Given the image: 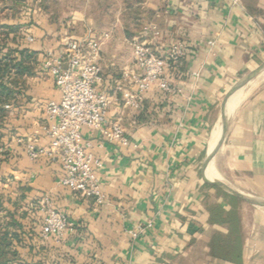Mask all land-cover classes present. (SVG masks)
Instances as JSON below:
<instances>
[{"label":"crops","instance_id":"obj_1","mask_svg":"<svg viewBox=\"0 0 264 264\" xmlns=\"http://www.w3.org/2000/svg\"><path fill=\"white\" fill-rule=\"evenodd\" d=\"M142 2L105 22L87 9L58 22L40 12V23L33 17L24 29L34 39L24 47L38 53V62L60 52L67 36L109 33L97 89L116 99L107 123L118 121L128 144L83 128L82 144L101 162L95 174L105 201L62 187L58 161L32 162L25 153L28 144L49 145L41 131L44 106L58 92L39 66L25 79L15 104L6 107L0 172L6 169L25 189L26 205L47 197L74 231L44 241L40 226L24 227L30 239L17 248L19 264H264V207L254 205L264 204V0ZM150 24L159 36L144 32ZM134 38L158 56L171 43L186 46L181 62L166 72L176 91L150 90L139 111L124 108L116 89L123 70L134 68ZM216 182L258 201L232 196ZM137 226L143 232L132 238Z\"/></svg>","mask_w":264,"mask_h":264},{"label":"built area","instance_id":"obj_2","mask_svg":"<svg viewBox=\"0 0 264 264\" xmlns=\"http://www.w3.org/2000/svg\"><path fill=\"white\" fill-rule=\"evenodd\" d=\"M143 30L154 37L159 36L154 25H147ZM109 37L108 32L94 35L88 29L81 37L64 38L60 52L44 55L39 70L49 75L58 92V99L47 101L44 106L45 123L41 131L49 145L38 148L28 144L25 147V153L32 162L41 157L58 161L63 172L59 184L81 198L94 199L98 204L105 201L95 174L101 162L82 144V130H97L109 143L128 144L121 124L118 121L107 123V111L116 99L97 89L101 47ZM25 41L32 43L34 39L25 36ZM130 45L134 68L123 70L116 89L122 91L124 108L139 111L144 95L150 90L176 91L166 72L181 62L186 46L182 42L171 43L164 50V56H158L145 40L134 38ZM208 45L212 46L213 42H208ZM36 205L42 216L39 229L42 240L54 238L62 241L67 233L74 231V224L64 213L53 208L47 197L41 198ZM142 232L143 228L137 226L131 236L136 238Z\"/></svg>","mask_w":264,"mask_h":264},{"label":"trees","instance_id":"obj_3","mask_svg":"<svg viewBox=\"0 0 264 264\" xmlns=\"http://www.w3.org/2000/svg\"><path fill=\"white\" fill-rule=\"evenodd\" d=\"M141 1V0H140ZM139 0L135 3L127 4V9L140 4ZM1 5V1H0ZM3 9L0 13L12 11ZM13 19V18H12ZM12 21V22H11ZM11 20L7 14L0 16V131L8 117V109L15 104L18 96L24 88L26 78L33 77L39 66L38 53L29 50L21 44V26ZM3 135L0 132V148H2ZM3 157L7 154L2 153ZM21 200H23L24 188H19ZM17 204H13L16 206ZM5 212L6 217L10 218L4 224H0V264H19L20 257L17 248L25 246L26 239H30L24 232V226L16 219V214L9 212L3 207L0 198V213ZM25 216H21L24 219ZM24 235V236H22Z\"/></svg>","mask_w":264,"mask_h":264},{"label":"rangeland","instance_id":"obj_4","mask_svg":"<svg viewBox=\"0 0 264 264\" xmlns=\"http://www.w3.org/2000/svg\"><path fill=\"white\" fill-rule=\"evenodd\" d=\"M0 11L7 8L10 9L13 7L12 11L0 13V16L7 14L11 17V20L16 19L25 21L21 26V36H33L32 33L24 32L25 27L30 28V25L34 21L40 23L38 16L40 12L47 15L52 22H58L62 20L61 18L64 15H69L70 13L76 11L81 12L85 9L89 10L90 13L95 14L99 20L103 22L109 21L113 15H119L121 11L127 6V4L135 3L137 0H92V2L86 5V0H0ZM140 1V0H139ZM141 0L140 2L143 3ZM33 12H36L33 14ZM33 14V15H32ZM91 14V15H92ZM123 14H126L123 13ZM133 15V13H130ZM13 18V19H12ZM12 22V21H11ZM101 22V21H99ZM27 24V25H26ZM103 27L109 30V25ZM37 27V26H36ZM25 39V38H24ZM21 44L24 46L28 43L23 42L21 39ZM217 130H220L221 126H217ZM5 169V171L0 172V198L3 203V207L9 212L16 214V219L22 223L26 228H32L40 226L42 216L37 210V203L33 202L32 204L26 205L23 200H21V192L19 186L14 183L12 178ZM13 204H17L13 206ZM256 206L264 207V204L255 203ZM5 212L0 213V224H4L9 221L10 218L6 217ZM21 216H25L24 219H21ZM33 234V233H32ZM35 234V233H34ZM24 236V235H22Z\"/></svg>","mask_w":264,"mask_h":264},{"label":"water","instance_id":"obj_5","mask_svg":"<svg viewBox=\"0 0 264 264\" xmlns=\"http://www.w3.org/2000/svg\"><path fill=\"white\" fill-rule=\"evenodd\" d=\"M242 87V86H241ZM224 124H225V122H224ZM224 124L221 126V128H220V130H219V134L223 131V129H224ZM216 184V186H218L219 188H221L222 190H224L225 192H227L228 194H230V195H232V196H235V197H237V198H241V199H243V200H247V201H251V202H256V201H258V199H256V198H250V197H247V196H243V195H241V194H238V193H235V192H232L231 190H229V189H227L225 186H223L221 183H219V182H216L215 183Z\"/></svg>","mask_w":264,"mask_h":264},{"label":"bare ground","instance_id":"obj_6","mask_svg":"<svg viewBox=\"0 0 264 264\" xmlns=\"http://www.w3.org/2000/svg\"><path fill=\"white\" fill-rule=\"evenodd\" d=\"M238 97V96H237ZM237 97L233 100V101H235L236 99H237ZM242 98H243V96H242ZM241 98V99H242ZM239 103V102H238ZM238 103H236L235 105H237ZM221 124V121H220V123L218 124V126ZM215 134H216V131H214V134H213V137L215 136ZM224 182V181H223ZM254 204V203H253ZM263 210V209H262Z\"/></svg>","mask_w":264,"mask_h":264}]
</instances>
